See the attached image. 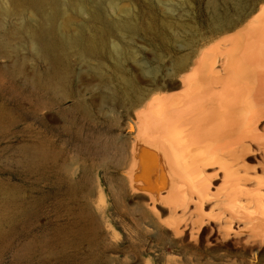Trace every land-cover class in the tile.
Returning a JSON list of instances; mask_svg holds the SVG:
<instances>
[{
    "label": "rangeland",
    "instance_id": "374dc122",
    "mask_svg": "<svg viewBox=\"0 0 264 264\" xmlns=\"http://www.w3.org/2000/svg\"><path fill=\"white\" fill-rule=\"evenodd\" d=\"M209 1L60 0L57 24L71 33L83 27L85 38L96 37L105 46L103 55L83 59L68 51L70 71L57 86L48 79L51 56L31 48L24 34L50 23L0 0V264H196L157 234L160 224L147 197L122 177L133 143L127 126L134 119L133 87H167L177 80L178 57L199 48L213 51L220 38L209 15L233 14L238 0H214L213 7ZM121 23L136 30L120 33ZM114 46L125 52L114 53ZM144 65L154 73L146 74ZM244 158L258 166L257 156ZM253 203L247 219L262 221L250 233L264 228ZM215 238L209 237L211 245ZM253 241L240 259L264 264V243ZM178 243L195 247L188 238ZM224 246L234 255L230 263L208 261L240 264L235 254L243 247L234 239Z\"/></svg>",
    "mask_w": 264,
    "mask_h": 264
},
{
    "label": "bare ground",
    "instance_id": "6f19581e",
    "mask_svg": "<svg viewBox=\"0 0 264 264\" xmlns=\"http://www.w3.org/2000/svg\"><path fill=\"white\" fill-rule=\"evenodd\" d=\"M9 1L12 9L23 16L29 13L45 17L50 23L48 29L36 25L24 34L31 48L43 57L51 56L48 79L53 84L63 83L70 71L68 51L81 59L103 55L105 45L99 47L96 37L85 38L83 27L71 33L57 24L60 0ZM213 3L210 0L209 6ZM232 4L233 14L209 13L210 27L220 38L215 45L208 41L213 51L199 48L187 56H176L175 83L150 90L133 87L134 119L127 125L133 143L125 174L128 176L122 178L147 197L149 212L160 224L157 234L163 241L169 242L171 250L189 254L196 264L204 260L205 264H219L208 261V257L231 261L234 255L224 243L232 239L238 249L243 247L235 257L244 264L240 258H244L245 245L250 246L253 240L264 243V228H253L250 233L249 229L256 226L255 218L251 217L254 222L247 219L251 202L254 212L264 217V197L260 193L264 189V0H238ZM117 26L120 33L136 30L125 23ZM113 52L125 51L114 46ZM140 69L149 75L154 73L146 65ZM249 154L258 157L259 170L244 158ZM125 163L123 156L120 165ZM214 180L221 181L220 185L214 186ZM245 230L250 234L249 241ZM167 235L168 239L164 237ZM212 236H216V243L211 245ZM187 238L194 243L192 249L178 243Z\"/></svg>",
    "mask_w": 264,
    "mask_h": 264
}]
</instances>
